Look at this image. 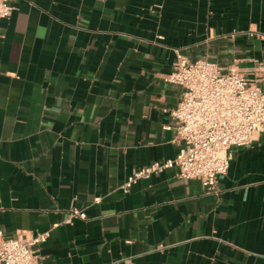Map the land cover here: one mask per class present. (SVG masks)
Segmentation results:
<instances>
[{
    "label": "crops",
    "instance_id": "1",
    "mask_svg": "<svg viewBox=\"0 0 264 264\" xmlns=\"http://www.w3.org/2000/svg\"><path fill=\"white\" fill-rule=\"evenodd\" d=\"M0 21V228L51 230L41 264H264V133L209 193L177 169L180 50L249 78L264 0H18ZM87 220L63 221L70 207ZM164 246L159 248V246Z\"/></svg>",
    "mask_w": 264,
    "mask_h": 264
},
{
    "label": "built area",
    "instance_id": "2",
    "mask_svg": "<svg viewBox=\"0 0 264 264\" xmlns=\"http://www.w3.org/2000/svg\"><path fill=\"white\" fill-rule=\"evenodd\" d=\"M17 1L0 0V21L12 16ZM176 54L166 81L181 87L182 95L177 106L165 112L174 121L167 128L175 131L179 152L173 159L135 169L120 187L124 193L142 179L176 168L179 177L199 180L217 195L219 180L230 168L232 149L250 146L264 133V63L257 65L251 79L236 65L223 73L208 59L193 61L180 50ZM87 218L86 209L72 206L63 223ZM50 235L47 230L11 237L0 228V264H41L34 248Z\"/></svg>",
    "mask_w": 264,
    "mask_h": 264
}]
</instances>
